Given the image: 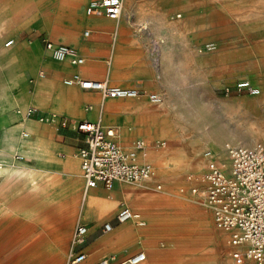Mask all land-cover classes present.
<instances>
[{"label": "crops", "instance_id": "1", "mask_svg": "<svg viewBox=\"0 0 264 264\" xmlns=\"http://www.w3.org/2000/svg\"><path fill=\"white\" fill-rule=\"evenodd\" d=\"M91 1L0 0V146L5 143L3 127L21 135L17 150L0 152L8 164L7 170L0 172V245L19 242L21 246L3 260L63 264L59 248L66 250L70 241L61 230H35V224L26 223L27 217L40 224L56 220L88 224L86 242L79 247L86 257L77 264H97L105 257L121 262L140 250L147 253L141 264H215L221 258L222 264H232L230 233L216 224L206 204L205 181L196 179L197 190L188 188L182 196L173 192L182 175L206 171L205 140L198 135L170 137L177 143V152L163 149L166 144L152 146V141H166L158 137H169L167 99L110 98L98 90L65 83L78 73L83 78L167 97L186 93V87L195 84V77H187L181 64L186 42L171 37L154 19L155 14L180 15L179 11L187 10L185 0H123L118 19L87 14ZM205 5L198 0L193 12H200ZM209 6L216 4L210 1ZM46 40L76 47L84 63L54 58ZM171 51L177 54L174 61L170 60ZM30 106L37 108L38 115L101 120L115 129L116 141L128 150L137 139H144L148 147L138 160L151 163L156 174L140 183L116 181L111 189L101 183L87 187L79 154L86 145L84 132L73 122L64 126L60 120L17 112ZM12 112L19 117L12 118ZM209 146L216 149L215 159L226 164V146L221 142ZM156 183H161L162 189H157ZM46 191H51L54 199L44 212L11 207L19 204L16 196L35 197ZM123 205L140 211L145 224L119 222L116 214ZM105 221L113 222L111 231L104 230ZM6 252L0 250V254Z\"/></svg>", "mask_w": 264, "mask_h": 264}, {"label": "rangeland", "instance_id": "2", "mask_svg": "<svg viewBox=\"0 0 264 264\" xmlns=\"http://www.w3.org/2000/svg\"><path fill=\"white\" fill-rule=\"evenodd\" d=\"M210 1L214 2L216 7L210 8ZM197 2L198 0H185L187 10L179 11L180 15L178 13L154 15L155 21H158L171 37L186 42L182 47L183 52L180 53L181 64L187 77H195V84L186 87L184 94H171L168 97L160 94L164 102L167 99L166 105L169 108V115L166 118V131L169 137L158 138L166 140L163 149L177 152L179 150L177 143L171 141L170 137L175 139L179 136L188 139L195 135L202 137L207 143L204 148L206 166L209 158L206 153L213 152L211 153L213 158L216 155V149L209 146V143L221 142L226 146L228 161L220 165L227 169L231 146L264 143V0H201V3L206 4L205 7L203 6L200 12H193L192 7ZM172 48L174 47L171 46ZM175 59L177 54L171 51L170 60ZM173 64L172 62V70ZM241 79H249L260 87V94L253 95L237 89L235 84ZM25 109L27 107L23 108ZM12 113V118L19 117L16 112ZM33 116L39 118L42 116L43 120H47L51 115L41 113ZM59 118L55 120L59 121ZM156 142L152 141V146ZM156 172L155 168V174ZM181 177L177 188L173 189V192L180 196L185 194L188 188H193L196 179L202 178V175L192 171ZM188 180H192L193 183H188ZM163 189L166 191L167 187ZM50 192L46 191L35 197L27 194L16 196L14 197L16 204H19L11 207L18 208L22 212L29 208L38 213L41 210L44 212L49 208L52 198L54 199V195L52 197ZM157 193L162 195V192ZM56 209L59 210L60 207ZM41 215L44 216V213ZM26 223L35 224V230H61L70 243L66 250L59 248V251L63 264L69 263L70 257L76 250L73 239L78 222L56 220L43 221L40 224L26 217ZM18 244L19 242L10 246L0 245V250L7 251L5 254H0V264H23L4 261L2 258L13 256L10 251L18 249L20 246ZM222 259L215 264H222ZM231 261L232 264H237L233 259ZM244 264L257 263L250 259Z\"/></svg>", "mask_w": 264, "mask_h": 264}, {"label": "built area", "instance_id": "3", "mask_svg": "<svg viewBox=\"0 0 264 264\" xmlns=\"http://www.w3.org/2000/svg\"><path fill=\"white\" fill-rule=\"evenodd\" d=\"M123 0H93L86 7L89 15H104L111 19H118L123 11ZM88 33V31H86ZM13 40H9V45ZM46 48L58 60L68 59L72 64H83L85 58L74 46L55 44L51 40L45 41ZM69 85H80L82 88L95 89L110 98L146 97L152 102L161 100L160 94L133 86L110 85L107 81L83 78L75 73L65 79ZM235 87L250 94H260V87L249 79L238 80ZM229 90V87H227ZM91 108V106H88ZM19 114L38 115L37 108L17 109ZM51 115L49 120L57 119ZM39 119L43 120L44 117ZM62 125L73 122L77 130L84 132L86 145L80 148L82 175L86 186L96 187L103 184L107 189L113 188L116 181L140 183L151 179L155 175V168L151 163L139 162L140 153H146L147 141L137 139L132 149H125L115 139V129L104 126L101 120L72 119L60 117ZM155 144L163 146L166 141L160 140ZM207 152V168L202 179L205 181L206 204L212 209L216 224L230 233L228 242L232 247V256L237 264H244L247 260H254L257 264H264V143L237 144L229 148L230 163L224 169ZM157 189H162L161 183H156ZM193 186V191L197 190ZM119 222L134 221L144 225L142 213L131 206L123 205L117 212ZM106 231L113 229L112 221H105ZM89 225L79 224L74 233L76 250L68 264H77L86 255L79 251L80 245L86 242ZM147 258V253L140 250L121 262L102 258L97 264H140Z\"/></svg>", "mask_w": 264, "mask_h": 264}, {"label": "bare ground", "instance_id": "4", "mask_svg": "<svg viewBox=\"0 0 264 264\" xmlns=\"http://www.w3.org/2000/svg\"><path fill=\"white\" fill-rule=\"evenodd\" d=\"M210 45V44H209ZM213 45V44H212ZM1 61V60H0ZM1 65V64H0ZM4 68V67H3ZM16 94V93H15ZM19 95V94H18ZM17 96V95H16ZM9 98V96H8ZM19 100V99H18ZM19 103V101H17ZM10 102H7V104ZM21 104V103H20ZM55 117H57L55 114H51ZM27 117H33V116H29L26 115ZM37 117V116H36ZM39 118V117H38ZM30 118H27L24 121L29 120ZM105 126V125H104ZM3 135H5V137H3L5 143L3 145L0 146V152L1 150H17L19 147V141H21V135L18 136L16 133H12V130L10 131L9 128L7 127H3ZM29 133L28 132H24V136H28ZM117 138V136H116ZM252 142V141H250ZM249 142V143H250ZM248 144V143H247ZM8 168V164L6 163V160L4 158H0V172H4L6 171Z\"/></svg>", "mask_w": 264, "mask_h": 264}]
</instances>
